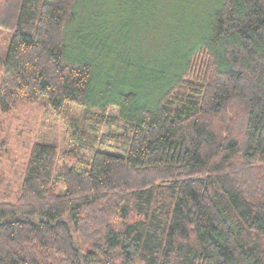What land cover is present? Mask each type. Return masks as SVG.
I'll return each instance as SVG.
<instances>
[{
	"label": "trees",
	"instance_id": "trees-1",
	"mask_svg": "<svg viewBox=\"0 0 264 264\" xmlns=\"http://www.w3.org/2000/svg\"><path fill=\"white\" fill-rule=\"evenodd\" d=\"M211 1L183 38L155 30L153 67L122 46L141 60L129 79L100 74L112 28L75 25L86 0H0V111L80 108L89 152L58 167L33 144L0 204V264H264V0ZM94 123L123 132L120 152Z\"/></svg>",
	"mask_w": 264,
	"mask_h": 264
},
{
	"label": "rangeland",
	"instance_id": "rangeland-1",
	"mask_svg": "<svg viewBox=\"0 0 264 264\" xmlns=\"http://www.w3.org/2000/svg\"><path fill=\"white\" fill-rule=\"evenodd\" d=\"M211 4V0H86L85 12L75 25L86 29L89 19L96 29L110 26V45L105 48L104 55L97 56L99 72L130 79L141 60L137 65H127L125 58L131 59L134 53L131 55L130 50L125 53L122 46L135 45L143 53V64L147 68L153 67V47L157 42L155 30L171 29L173 37L162 34L168 43H172L184 29L197 30L206 19L207 7ZM6 42L7 33L0 31V57L5 52ZM108 113L115 115L116 110L110 109ZM82 117V109L75 106L67 107L62 115L56 116L42 101L37 104L18 102L10 113L0 111V204L17 201L33 144L54 145L58 167L82 165L80 162L88 160L89 152L79 148L74 135L75 127H82ZM96 126H99L98 140L104 141L103 149L120 152L124 142L120 135L123 132L108 124Z\"/></svg>",
	"mask_w": 264,
	"mask_h": 264
}]
</instances>
